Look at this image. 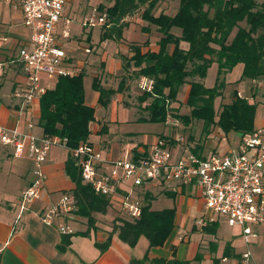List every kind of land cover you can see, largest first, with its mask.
Masks as SVG:
<instances>
[{
    "label": "crops",
    "instance_id": "crops-1",
    "mask_svg": "<svg viewBox=\"0 0 264 264\" xmlns=\"http://www.w3.org/2000/svg\"><path fill=\"white\" fill-rule=\"evenodd\" d=\"M89 1L90 0H67L65 3L64 15L66 13L68 16V11H70V9H76L77 6L83 9ZM98 1L96 5H90L88 7L90 11L85 12L84 9L83 17L93 13L98 5L109 7L113 4L112 0ZM63 18L65 19L66 16H63ZM123 20L124 23H126L125 25L135 20L143 31H145V28L147 29L142 23L144 20L141 19L140 12L128 15ZM63 24H65V22H63L62 25ZM62 27L63 26H59L58 22L56 32L60 42L62 39H66L61 36ZM106 27H109V25ZM82 28L83 32L86 30L91 32L93 29V27ZM121 35L120 39L113 40L122 42L124 37L123 34ZM29 38L30 30L23 23V15L19 0H0V60L4 63L3 69L0 72V125L8 129L18 126L19 129L24 130L25 125L23 120H25V118L32 116L33 119L38 122L40 115L39 101H35L31 111L27 112V115L25 114L26 117L24 116L22 119L21 117L19 118L12 97L13 90L17 87H22L26 82L25 74L22 71L20 63L16 61V56L18 50L22 46L28 45ZM131 43L138 44V41H130L127 44L129 50L128 55H120L118 59L114 57L108 62V73L115 74L118 81H120L125 74L131 75L132 72H134L130 67V62L123 61L124 57L129 59L133 55V51L130 48ZM84 47L85 46H81L80 48L83 50ZM150 49L152 51H157L158 45L154 47L146 46V51ZM142 50V52H146L144 49ZM88 54L89 53H86V55ZM68 61L77 67L76 62L70 57ZM105 62L106 61L102 62L100 68L101 72L94 73V76L98 77L99 81L103 76ZM77 69L79 72H84L83 67H77ZM261 80H264V78L255 80L246 79V88L248 90L237 91L238 94L246 96L249 101L254 100L255 95L258 93L257 85ZM135 81L127 80L125 88L120 94L121 97L125 98L126 94L129 97L133 89L137 94V89H140V79L137 80L135 85H132ZM45 82L48 81L45 80ZM127 87H129V89ZM95 92L96 94L93 102L87 103L85 99V102L94 108V120L89 124V129L90 133L93 132L102 135V137L97 145L93 144L89 139L87 142L97 151L99 149L104 150V155L102 157L105 162L102 165V169L107 170L108 168L106 165H109L111 161L121 158L122 155L127 152L130 153V155H140L149 151L152 144L160 136L155 137L151 140V143H149L150 137L146 133L142 138V142L136 144L133 141L135 136L126 135L127 137H124L120 135V133L111 131L110 126L106 123L112 121V119L106 120L108 111L107 106H105V108L100 105L101 107L98 109L99 112L95 110V104L98 103V92ZM126 102L127 105L132 104L129 103L128 100ZM143 103L148 104L146 102ZM140 109H142V112L138 116V120L144 121L143 119L148 117V111L144 110L142 105H140ZM115 118H117L116 115ZM36 127L39 130L38 135H41V129L38 125ZM254 127L257 129L255 123ZM258 127H264V123H261ZM132 133L133 132H131V134ZM211 134H213V136L209 138L211 141L207 140L209 142L208 146L205 145L207 141L201 143L200 140H195L193 137H190L191 143L187 144L191 147L192 151L195 149L196 153L208 155L211 152L222 153L229 148L237 147L241 140V136L236 132L224 134L216 126ZM224 137L227 143L221 145V140ZM126 138H129L128 141ZM168 138L170 137L165 139ZM171 145L173 146L172 151L175 158L181 151V146L175 144V142H172ZM67 156L68 149L66 147L58 145L51 147L44 165L46 178L42 195L30 206L29 210L24 211L18 218L19 208L17 203L19 194L31 180L33 166L28 157L22 156L21 158H15L7 148L0 145V264H127L131 258H141L146 252H148L150 258H171L173 249L176 258L189 260V264H214L215 259H217L220 264H225L229 261L231 264H264V260H260V255L251 252L249 243H246L243 239L242 231L236 234V232L231 229L233 226H229L222 217L217 218L212 225H208V230L194 224L195 219L205 213L200 188L194 185L175 187L173 183H169L163 185V188L158 190L160 183L152 181L141 187V191H139L140 187H134L132 185V180H128L131 182L127 185L125 184L128 181L120 184V195L132 189V192H135V194L137 193L136 196L143 203L144 193L148 192L152 198L150 201L152 209H175L174 227L162 246L148 248L147 238L141 236L135 246L131 247L118 237V234H116L117 231H112L114 220L119 213H121L120 204L118 202L119 196L113 197L114 200L111 206L105 214H101L100 219L95 218V228L91 229L87 235L79 233L87 230L88 225L86 218L74 214V211L71 212L69 216L54 218L51 224L45 223L37 213L48 208L60 198L63 192H70L74 187L73 182L65 174V161ZM163 195L169 199L166 201L165 207L154 208L152 206L154 201L159 196ZM116 208H118V210ZM106 215L108 218H105ZM103 219L112 223L111 231L106 228ZM222 222L230 227L228 228L230 229L229 231L221 228ZM62 225L67 228L71 226L69 229L72 231L69 233L60 232L59 228ZM191 226L192 231H189ZM256 226L257 225L253 226L257 232L255 238H257L259 234ZM69 234H71L69 245L65 246L63 250H59L58 246L61 243L63 235ZM108 235H111L110 244L106 250L100 252L95 242H103ZM240 243L244 244L243 248H239ZM218 251L223 253L222 257L218 255ZM246 251H250L251 254L249 259L244 261L242 254ZM145 264L148 263L146 262Z\"/></svg>",
    "mask_w": 264,
    "mask_h": 264
},
{
    "label": "trees",
    "instance_id": "trees-1",
    "mask_svg": "<svg viewBox=\"0 0 264 264\" xmlns=\"http://www.w3.org/2000/svg\"><path fill=\"white\" fill-rule=\"evenodd\" d=\"M109 7L98 5L99 11L106 10L107 21L102 26V39H120L124 18L140 12L144 21L156 26L160 32L158 50L142 52L139 45L130 44L133 55L123 61L133 62L137 76L152 78L151 91L143 90L139 102L153 97L145 108L148 117L144 121L165 120L167 102L175 97L178 87L187 83L188 90L184 103L190 107L191 114L181 119H202L206 125L215 124L224 134L236 132L241 137L252 133L257 102L249 101L246 96L232 93L229 103L222 106L216 114L214 100L222 94L221 75L231 70L237 63L242 64V77L255 80L264 78V1L257 0H178V6L171 12L159 7L162 3L174 0H112ZM109 25V27H106ZM180 29L175 34L173 28ZM144 29V28H143ZM147 30L146 28L144 29ZM181 41L187 43L186 48ZM172 44L171 51H166ZM149 64L143 66V62ZM215 61L218 65L217 80L214 86L206 87L202 80L207 68ZM83 72L59 76L49 82L39 100L40 115L37 125L41 136H58L66 139L68 156L65 161V174L73 182L69 192L75 200L74 214L86 218L87 230L79 232L87 235L95 228L94 214H105L111 206L108 196L96 193L85 182L80 168L70 151L80 143L87 142L90 134L89 124L94 120V108L85 102ZM92 87L98 92V103L105 107L116 91L124 90V80L119 81L117 89H104L95 77ZM175 116V115H174ZM180 117V116H178ZM187 117V118H186ZM88 143V142H87ZM91 145L90 143H88ZM194 152L195 149H193ZM151 195L144 193L141 215L131 218L121 212L115 218L112 231L133 247L139 237L148 240V248L162 246L174 227L175 209H152ZM204 225V229L208 230ZM202 227V228H203ZM71 234L63 235L59 250L70 243ZM111 235L103 242H95L100 252L110 244ZM189 264V260L175 257L150 258L146 252L141 258H131L127 264ZM214 264H220L217 259Z\"/></svg>",
    "mask_w": 264,
    "mask_h": 264
},
{
    "label": "built area",
    "instance_id": "built-area-1",
    "mask_svg": "<svg viewBox=\"0 0 264 264\" xmlns=\"http://www.w3.org/2000/svg\"><path fill=\"white\" fill-rule=\"evenodd\" d=\"M19 2L23 23L30 30L28 45L22 46L16 56L26 82L22 87L15 88L12 93L17 115L22 119L31 111L33 103L40 100L49 86L48 82L55 81L59 76L77 74L79 70L68 61L69 57L56 32L67 0ZM106 21V10L99 11L96 8L93 13L83 17L81 25L102 26ZM61 36L69 38L67 28L62 31ZM83 50L90 53L91 47L85 46ZM3 66L4 63L0 60V72ZM139 87L151 91L152 78L142 76ZM23 122L24 130L18 126L8 129L0 125V145L7 148L15 158L28 157L33 166L32 178L19 194L18 218L42 195L46 178L44 165L51 147H66V139L35 134L33 128L36 122L34 123L32 116H28ZM165 123L177 127L179 122L167 111ZM172 142L181 146V151L175 158ZM69 151L80 168L82 179L89 183L96 193L108 196L111 204L113 197L119 196L121 212L131 218L140 217L143 203L133 194L132 189L120 195V184L132 180V185L139 187L155 181L162 184L173 183L175 187L194 185L200 188L205 213L195 219L196 226L203 227L222 217L229 226H238L244 241L250 243V240L257 236L253 226L264 225L262 128L242 136L237 147L222 153L211 152L208 155L192 151L182 135L177 134L168 139L158 137L149 151L111 161L107 170L102 169L105 162L102 155L87 142H82ZM75 209V200L71 194L63 192L56 202L37 214L45 223L51 224L54 218L69 216ZM59 230L62 233L72 231L63 225ZM250 254V251L244 252L243 260L247 261Z\"/></svg>",
    "mask_w": 264,
    "mask_h": 264
},
{
    "label": "rangeland",
    "instance_id": "rangeland-1",
    "mask_svg": "<svg viewBox=\"0 0 264 264\" xmlns=\"http://www.w3.org/2000/svg\"><path fill=\"white\" fill-rule=\"evenodd\" d=\"M257 1L261 2L264 0H257ZM98 2H99L98 0H90L87 3V5L83 7V9H80L79 6H77L76 9L74 10L70 9V11H68V16L65 13V15L63 16H66V18L64 19L62 17L59 21V26H63L61 31H63L65 28H67L69 31V38L68 39L66 38L64 40L62 39V41L60 42L66 55L76 62L77 67L84 68L83 79L85 86V99L87 103H91L94 101V97L96 94L95 90L92 87L93 79L96 77L94 76L95 75L94 73L101 72L100 68L102 66L103 61L106 62L104 65L103 76L102 79H100L99 81V85L104 89H109V88L117 89L119 85V81L117 80L115 74L108 73V69H109L108 62H110L114 57H117L116 59H118L120 55H128L129 50L127 44L130 41H138V45L141 51H143L142 49L146 51V46L154 47L158 45V41L161 35L155 25L150 24L146 21H142L143 25L147 27V30L145 32L140 28V26L137 24L135 20L131 21L128 25H125L123 27L122 34L124 40L122 42H117L113 39H102L101 38L102 28L100 25L93 26L91 32H89V30L83 32L81 21L84 15V9L85 12L86 11L88 12L90 11L89 10L90 8L88 7L90 5H96ZM177 6H178V0L169 1L164 4L162 3L159 10L162 9L165 12L171 13L176 9ZM63 22H65V24L62 25ZM172 30L175 34H180L179 28L174 27ZM81 46H91L92 50L88 55H86L84 50L80 48ZM181 46L186 48L187 43L185 41H181ZM172 47H173L172 44H168L166 47V51H170ZM150 51L152 50L150 49ZM149 63L150 62L145 61L143 62V66ZM130 67L133 69L134 72H132L131 75L125 74L120 79V81L122 79L124 80V88L127 80H131V81L136 80L135 83L134 82L132 83V85H135L137 83V80L141 79L142 77V76H137V67L134 66V63L132 61L130 62ZM242 67L243 66L241 63H237L231 70L221 75V80L223 81V90H222V94L217 96L214 100L215 117L216 114L221 110L222 106L231 101L232 93L234 91H242V90L246 91L247 89L246 78L242 77ZM217 71H218V65L215 61H213L210 64V66L207 68L205 77L202 80L203 84L206 87H212L215 85L217 80ZM127 88L129 89V87ZM140 89H137V94L134 92V89L132 91L130 90L131 95L128 97V95L126 94L125 98L121 97L120 95L121 92L118 91L115 92L111 102L107 105L108 111H107L106 120L112 119V121H108L106 123L110 126L111 131L120 133V135L124 137H127L126 135L135 136L133 141L136 144L138 142L139 143L142 142L143 140L142 138L146 133L150 137L149 143H151V140H153L157 136L171 138L179 134L184 136L185 141L187 143H191L190 137H193L195 140H200L201 143H204L205 141L210 140L209 138L213 136V134L211 133L215 128V124L211 123L209 125H206L202 119H196L192 117L187 119L186 122L179 119L182 118V116L184 115L189 116L191 114L190 107L184 103V98L188 89L187 83L181 84L176 91L175 97L167 102V110L169 115L177 119L179 122L177 127H173L171 123L166 124L165 120H155V121L138 120V116L142 112V109H140V105L144 107V110H146L145 106L147 105L145 103L139 102L138 100V96H140L143 93L142 92L143 90ZM257 89H258L257 90L258 93L255 95L254 100H251V102L252 101L257 102L255 116H254V123L256 124L258 129L259 128L264 129V127H258L261 125V123H264V80H261L258 83ZM126 99L129 101V103L132 104L127 105ZM152 99L153 97L151 96L147 97L144 102L149 103L152 101ZM100 107L101 106L99 103L95 104L96 112ZM115 115L117 116V118H115ZM35 122L37 121L34 120V123ZM33 132L37 135L39 133V130L36 127V123H35V127L33 128ZM131 132L133 133L131 134ZM101 137L102 135L91 132L88 136V139L93 144L97 145L100 142ZM128 139L129 138H126L127 141ZM221 141H222L221 145L227 143L225 137ZM208 143H209L208 141L205 142V145L208 146ZM98 151L102 156L104 155L103 149L102 150L99 149ZM124 156L126 157L130 156V153L127 152L126 154L122 155V157ZM106 166L107 168H109V165ZM129 182L131 181H128L125 185H127ZM148 183L150 182H147L144 185ZM167 183L169 182H166L165 184L160 183L158 190L163 188V185H166ZM139 187H140L139 191H141V187L143 186H139ZM133 194H135V192ZM135 195H137V193ZM167 200L169 199L166 196L164 195L159 196L154 201L152 206L154 208L165 207L166 205L165 203ZM116 209L118 210V208ZM94 216L96 219L101 218V214L98 213L94 214ZM105 218H108L107 215L105 216ZM103 223L106 225V228L108 230L110 229L111 231L112 223L108 222L106 219H103ZM68 228H71V226H68ZM221 228L227 229L228 231L230 230L228 229L230 227H228L227 224H224V222L221 223ZM256 228L259 234L257 238H253L250 240L249 249L253 254L260 255L261 256L260 260L262 261L264 260V226L257 225ZM231 229L234 232H236V234H239L241 231L238 226H233ZM189 231H192V226L189 228ZM243 247L244 244L240 243L239 248H243ZM222 254H223L222 252L218 251V255L220 257H222ZM225 264H231V262L229 261L226 262Z\"/></svg>",
    "mask_w": 264,
    "mask_h": 264
}]
</instances>
